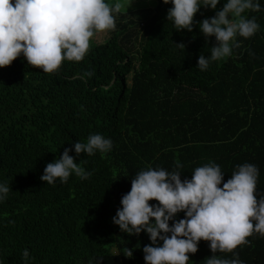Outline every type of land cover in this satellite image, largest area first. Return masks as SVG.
Listing matches in <instances>:
<instances>
[{
    "label": "trees",
    "instance_id": "1",
    "mask_svg": "<svg viewBox=\"0 0 264 264\" xmlns=\"http://www.w3.org/2000/svg\"><path fill=\"white\" fill-rule=\"evenodd\" d=\"M260 3V12L246 14L260 30L238 38L234 55L206 71L197 68L198 59L211 54L215 37L205 38L195 25L192 32L176 31L167 20L173 5L163 0L132 11L121 6L115 29L98 33L83 61H65L56 73L28 65L23 56L0 68V182L12 188L0 203V264H24L25 249L31 264H145L148 234L124 233L113 217L131 180L149 167L180 171L183 181L214 162L226 182L239 166L253 164L260 173L257 198L264 196ZM215 15L201 8L195 20ZM97 133L113 141L112 150L77 157L74 143ZM69 148L90 178L41 181L46 165ZM248 240L236 250L239 258L264 264V236ZM198 247L189 264L213 255L209 242Z\"/></svg>",
    "mask_w": 264,
    "mask_h": 264
},
{
    "label": "clouds",
    "instance_id": "2",
    "mask_svg": "<svg viewBox=\"0 0 264 264\" xmlns=\"http://www.w3.org/2000/svg\"><path fill=\"white\" fill-rule=\"evenodd\" d=\"M163 3L173 5L167 20L176 31L192 32L195 25L205 38L215 37L211 54L199 56L197 68L201 71L233 56L234 49L241 46L238 38H252L261 27L255 17L246 15L262 10L260 0H224L222 8H218L221 0ZM201 8H210L216 15L197 22ZM120 10V3L112 5L108 0H0V68L11 66L21 56L28 65L48 74L58 72L65 61L81 62L94 36L115 29V14ZM177 46L185 49L184 44ZM112 148L113 141L98 133L90 135L86 143H74L77 157L108 153ZM71 152V148L65 149L60 158L48 163L41 181L67 184L73 174L89 179L91 173ZM191 174V179L182 181L177 170L149 167L140 171L131 180L130 192L122 197L113 223L129 235L148 234L151 244L143 248L145 264H189L190 254L199 251L201 241L209 242L213 253L204 264H244L236 250L254 234L264 236V196L258 199L256 195L258 167L241 165L226 182L214 162ZM11 191L6 182H0V203ZM180 213L184 218L177 220ZM216 253L233 255L224 258ZM22 255L24 264H31L27 249Z\"/></svg>",
    "mask_w": 264,
    "mask_h": 264
},
{
    "label": "rangeland",
    "instance_id": "3",
    "mask_svg": "<svg viewBox=\"0 0 264 264\" xmlns=\"http://www.w3.org/2000/svg\"><path fill=\"white\" fill-rule=\"evenodd\" d=\"M118 3H120L125 9L132 11L142 6L153 7L155 6L156 0H119Z\"/></svg>",
    "mask_w": 264,
    "mask_h": 264
},
{
    "label": "bare ground",
    "instance_id": "4",
    "mask_svg": "<svg viewBox=\"0 0 264 264\" xmlns=\"http://www.w3.org/2000/svg\"><path fill=\"white\" fill-rule=\"evenodd\" d=\"M145 50V49H144ZM242 59V58H241ZM237 69V68H236ZM248 73V72H247ZM230 74V73H229ZM14 76V75H13ZM262 76V75H261ZM233 81V80H232ZM255 83V82H254ZM13 86V85H12ZM235 86V85H234ZM233 87V86H232ZM9 89V88H8ZM254 94V93H253ZM252 97V96H251ZM209 133V132H208ZM213 142V141H212ZM211 147V146H210ZM247 151V150H246ZM227 156V155H226Z\"/></svg>",
    "mask_w": 264,
    "mask_h": 264
}]
</instances>
